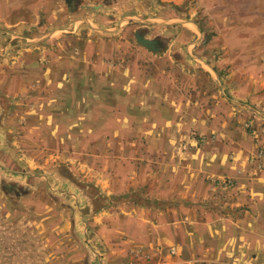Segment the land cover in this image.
Returning <instances> with one entry per match:
<instances>
[{"label": "crops", "instance_id": "1", "mask_svg": "<svg viewBox=\"0 0 264 264\" xmlns=\"http://www.w3.org/2000/svg\"><path fill=\"white\" fill-rule=\"evenodd\" d=\"M195 1L0 0V264H264V65Z\"/></svg>", "mask_w": 264, "mask_h": 264}, {"label": "rangeland", "instance_id": "2", "mask_svg": "<svg viewBox=\"0 0 264 264\" xmlns=\"http://www.w3.org/2000/svg\"><path fill=\"white\" fill-rule=\"evenodd\" d=\"M192 15L197 19L199 27L203 31L208 32L212 36H216L220 33L223 36L228 37V39L232 40L228 44V53L229 55L231 53L234 58H236L235 60L240 65V68L247 67L248 62L250 65L249 69L251 70L255 67H257V71L262 68V66L264 65L263 59H258V56L261 53L262 56L264 55V0H196L192 5ZM221 22L223 26L221 25ZM35 33L39 34V31H35ZM136 46L137 45L135 43H132L131 49H129V53L133 52L134 49L137 48ZM160 47L155 51H160L162 49ZM238 52L240 53L238 54ZM240 55L242 57H240ZM241 77L242 76L240 75V78ZM246 103L248 104L249 100L240 99L239 105L241 107H247ZM145 144L146 141L140 139L137 140L136 143L131 142V144H129V147H134L133 149H136L135 147L138 148V146L141 147ZM149 146L150 144L145 147L148 148ZM132 159L134 158H126V163L132 164L131 161H134ZM136 160L135 162L138 163L137 166H139L140 168H142V166L147 168L151 167V165H149V163H151L150 160ZM69 162L74 166H77V164H75L73 161L69 160ZM100 163L101 162H98V164ZM81 170H83L81 171V173L87 178L93 176L94 174V172L89 171V169L84 165L81 166ZM114 173L118 174V172L116 171H114ZM154 175L155 174L153 173H145L144 170H142L141 174L137 175H135V173L133 172H130L128 179H133L134 181L138 178L139 181H142L145 178H149L151 180ZM223 180L224 181L222 182V185L225 181L231 179L224 178ZM219 184H215V186L218 187ZM208 186L205 187L204 191L209 193L211 189ZM220 188L228 195V189H223L222 187ZM199 190L200 187L195 188V191L197 193H199Z\"/></svg>", "mask_w": 264, "mask_h": 264}, {"label": "water", "instance_id": "3", "mask_svg": "<svg viewBox=\"0 0 264 264\" xmlns=\"http://www.w3.org/2000/svg\"><path fill=\"white\" fill-rule=\"evenodd\" d=\"M137 40H138V42L141 44V45H143V46H145V47H147V48H149V49H151V50H157L158 48H159V43H158V45L157 44H155V42L154 41H151V40H148V39H146V38H143L141 35H137Z\"/></svg>", "mask_w": 264, "mask_h": 264}, {"label": "built area", "instance_id": "4", "mask_svg": "<svg viewBox=\"0 0 264 264\" xmlns=\"http://www.w3.org/2000/svg\"><path fill=\"white\" fill-rule=\"evenodd\" d=\"M264 155V150H259L258 152V157H262ZM224 185L228 186V185H232V182L230 180H227L224 182Z\"/></svg>", "mask_w": 264, "mask_h": 264}, {"label": "flooded vegetation", "instance_id": "5", "mask_svg": "<svg viewBox=\"0 0 264 264\" xmlns=\"http://www.w3.org/2000/svg\"><path fill=\"white\" fill-rule=\"evenodd\" d=\"M158 43H159V42H156V41H155V44H157V45H158Z\"/></svg>", "mask_w": 264, "mask_h": 264}]
</instances>
